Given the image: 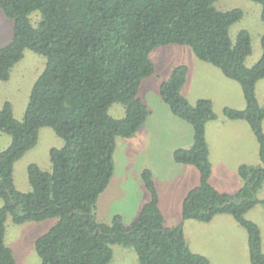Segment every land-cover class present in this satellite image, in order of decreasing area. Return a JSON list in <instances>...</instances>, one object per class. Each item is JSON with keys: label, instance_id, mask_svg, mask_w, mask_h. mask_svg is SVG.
<instances>
[{"label": "trees", "instance_id": "trees-1", "mask_svg": "<svg viewBox=\"0 0 264 264\" xmlns=\"http://www.w3.org/2000/svg\"><path fill=\"white\" fill-rule=\"evenodd\" d=\"M216 1L0 0L14 24L11 43L0 48V81H9L26 50L46 59L23 121L15 119L10 103L0 109V132L12 139L0 153V264H17L5 242L9 216L17 225L58 219L35 243L42 264H110L118 245L132 248L139 264H211L189 249L183 223H209L218 215H231L246 230L251 264H264L261 231L246 218L258 204L264 205L257 198L264 185V105L256 95L257 83L264 79V36L262 57L248 68L250 33L241 31L235 42L230 37L231 27L244 13L218 11ZM250 1L261 5L264 21V0ZM37 11L42 21L35 28L29 16ZM168 45L192 48L200 61L240 84L246 108H225L223 113L249 125L262 165L240 166L243 185L234 195L211 185L206 127L217 115L210 100L191 104L182 95L189 68L179 66L162 83L160 94L172 114L194 130L193 146L173 154L177 164L194 166L200 174L199 186L183 202L182 223L166 226L149 170L142 179L150 199L136 220L126 226L116 215L108 224L99 222L97 203L114 176L117 139L133 138L149 118L139 91L156 72L151 53ZM114 104L125 107L124 118L110 116ZM45 127L65 140V146L51 150L50 172L36 165L28 168L31 191L22 193L15 187L14 165L37 145Z\"/></svg>", "mask_w": 264, "mask_h": 264}, {"label": "rangeland", "instance_id": "rangeland-1", "mask_svg": "<svg viewBox=\"0 0 264 264\" xmlns=\"http://www.w3.org/2000/svg\"><path fill=\"white\" fill-rule=\"evenodd\" d=\"M215 8L221 12L233 9L243 11L242 20L231 27L230 37L235 42L241 31L250 33L253 51L246 60V66L254 67L263 54L264 21L261 18V5L250 0H217ZM29 18L35 28L42 21V15L38 11ZM13 35L14 24L0 7V48L7 47ZM150 59L156 72L143 81L139 91V97L152 114L147 123L149 132L130 140L117 139L114 176L97 203L96 215L102 223L107 217L113 219L121 214L124 224L131 225L139 215L137 209L144 196L150 198L142 179L143 171L150 169L155 171V183L161 211L166 217V226H178L182 223V203L187 193L199 185V173L194 166H188L187 169L185 166L183 169L180 164L178 167L173 154L177 149H190L193 146L194 130L189 123L174 117L160 94L162 83L168 81L174 69L179 66L189 68L187 81L182 89L184 97L192 104L202 99L210 100L217 115V119L209 122L206 127L212 164L211 185L221 193L234 195L243 185L239 175L240 166L262 165L259 144L249 125L244 121H231L223 113L225 108H246L238 82L226 78L213 65L200 61L188 46L168 45L157 48L151 53ZM45 67V57L26 50L24 58L12 68L9 81H0V109L10 103L15 119L22 122L32 89ZM256 95L259 103L264 105V79L257 83ZM125 113L122 104H114L109 110L110 116L115 119L124 118ZM11 142L9 135L0 132V153L8 149ZM64 146L65 140L57 136L53 129H40L37 145L14 165L16 189L22 193L30 192L28 168L36 165L41 170L50 172L51 150ZM257 198L264 200V185ZM2 206L3 201L0 199V209ZM246 218L259 226L264 251V205L258 204L247 213ZM57 222L58 219H49L17 225L13 223L12 217H8L5 242L13 251L17 264H42L35 243ZM183 231L189 249L206 257L211 264H251L248 234L231 215H218L209 223L185 221ZM113 252L114 258L110 264H139L132 248L118 245L113 247Z\"/></svg>", "mask_w": 264, "mask_h": 264}, {"label": "crops", "instance_id": "crops-1", "mask_svg": "<svg viewBox=\"0 0 264 264\" xmlns=\"http://www.w3.org/2000/svg\"><path fill=\"white\" fill-rule=\"evenodd\" d=\"M184 86H185V85H184ZM182 94H183V96L185 95L183 90H182ZM191 104H192V103H191ZM151 117H152V114H150L149 118L147 119V121H146V123L144 124V126L142 127V129H141V130H140V131H139L134 137L138 138V137H140L141 135H144V134H146V133L149 132V130H148V129H149V128H148L149 126H148L147 123H148V120H149ZM174 117H176V116H174ZM206 137H207V136H206ZM130 139H132V138H130ZM130 139H129V140H130ZM207 142H208V141H207ZM208 146H209V145H208ZM178 165H180V164H177V166H178ZM180 166H181V165H180ZM180 166H178V167H180ZM185 166H186V169H187V167L190 166V165H182L183 169H185ZM196 169H197V168H196ZM150 170H151V169H150ZM150 170H149V171H150ZM197 171H198V170H197ZM151 173H152L153 178H154V181H155V177H154V173H155V171H154V169L151 170ZM198 173H199V171H198ZM198 175H199V181H200V174H198ZM199 183H200V182H199ZM155 184H156V183H155ZM198 186H199V185H197L196 187H198ZM196 187H194V188H196ZM194 188H193V189H194ZM193 189H191V190H193ZM191 190H190V191H191ZM190 191H189V192H190ZM189 192H188V193H189ZM188 193H187V194H188ZM186 196H187V195H186ZM185 198H186V197H185ZM149 199H150L149 196H147V195L144 196V198H143V200H142V202H141L139 208L137 209L138 214H140L142 208L144 207L145 204L148 203ZM184 200H185V199H184ZM183 202H184V201H183ZM160 205H161V201H160ZM182 205H183V203H182ZM160 208H161V207H160ZM101 212H103V209H102V208H101ZM104 212H105V210H104ZM116 214H120V213H116ZM120 215H121V214H120ZM121 217L123 218V215H122ZM165 218H166V217H165ZM181 219H182V208H181ZM107 220H109V221H107ZM111 220H112V219H109V218L107 217V219H105V221H104L103 223H106V222H107V223H108V222L110 223ZM135 220H136V219L134 218V221H135ZM98 221H99V220H98ZM123 221H124V220H123ZM134 221H132L131 224H132ZM99 222H100V221H99ZM165 223H166V220H165ZM125 224H126V223H125ZM128 226H129V225H128ZM167 227H168V226H167ZM172 227H175V226H172Z\"/></svg>", "mask_w": 264, "mask_h": 264}]
</instances>
